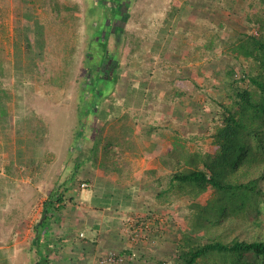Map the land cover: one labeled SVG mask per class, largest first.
I'll use <instances>...</instances> for the list:
<instances>
[{
	"label": "crops",
	"instance_id": "1",
	"mask_svg": "<svg viewBox=\"0 0 264 264\" xmlns=\"http://www.w3.org/2000/svg\"><path fill=\"white\" fill-rule=\"evenodd\" d=\"M203 1L172 2L173 6L163 11L155 23L149 18L156 11L149 5L142 8L148 22V30L143 31L147 33V46L142 53L128 52L125 56L126 61L135 56L134 65L127 66V63L116 69L113 110L106 109L116 112L110 122L113 123L111 166L104 167L102 150L97 151L94 159L95 133L87 154H82L89 141L85 133L71 140L77 142L75 150L81 154L80 158L76 154V163L64 171L63 167L58 168L60 171L54 170L55 159L41 164V151L35 143H30L29 148L17 147L14 156H3L0 164V264H94L110 251L137 254L138 259L133 264H147L146 258L150 261L148 264L158 263L161 243L157 237L161 226H165L164 218H173L174 231L176 222L180 225L176 210L181 199L174 197L167 203L162 202L163 189L175 172L174 157L179 144L185 141L189 151L199 145L203 146V151L212 149L208 148L211 141L208 129L212 130L214 123L209 118L199 122L206 116L203 111H212L207 96H199L208 92L210 79L206 69H201L208 58L207 54L205 57L193 54L190 48L197 43L214 42L213 30L224 27L223 17L229 18V7L223 6L226 0H222L223 3L211 0L202 9ZM199 12H206L209 19L197 18L195 14ZM214 15L217 16L214 18ZM221 18V21L215 20ZM199 70L204 77L198 74ZM135 95L140 101H131ZM97 111L89 115L88 123L91 118L93 127L99 125L98 131L103 132L102 127L109 123L101 120L100 110ZM198 111L200 117L196 114ZM118 113L129 117L121 125ZM41 139L32 136L33 141ZM48 157L53 158L52 154ZM87 167L94 175L77 182L76 178ZM57 186H61L59 192L65 189L62 201L52 200L47 215L42 216L43 202ZM168 227L162 232L164 240L172 233V228Z\"/></svg>",
	"mask_w": 264,
	"mask_h": 264
},
{
	"label": "rangeland",
	"instance_id": "2",
	"mask_svg": "<svg viewBox=\"0 0 264 264\" xmlns=\"http://www.w3.org/2000/svg\"><path fill=\"white\" fill-rule=\"evenodd\" d=\"M182 1L119 0V2L114 3L113 0H0V62L3 71L0 81L2 87L10 94L8 102L9 127L5 131H0V164L3 162L2 159L5 154L11 157L14 156L13 152L17 147L23 148L18 143L27 140L28 136L29 142L26 141L23 145L28 148L30 142L32 145L37 144L41 151V158H39L41 164L52 163L55 159L54 170L60 171L58 168L63 167L64 171L69 165L76 163L75 155L78 154L80 158L81 154L75 150L77 142L73 143L71 140L74 137L77 138L79 134L85 133L87 140L89 137V141L85 143L84 149L80 150L83 151L82 154H87L86 150L87 152L90 150L92 145L90 140L95 133L97 143L95 145L96 153H93L94 159L97 151L102 150L104 167L111 166L113 154L110 153L112 149L110 147L113 144L111 142L113 140V123L110 122L113 121V115L116 112L106 109L109 107L113 110V89L104 96L105 90H102L101 95L92 97L91 88L95 86L100 89L98 84L100 80L95 78L96 73L94 71L97 70L95 68L99 66V60L104 64L108 60L115 61L117 69L120 66L125 67L127 63V66L134 65L135 56H130L128 61H126L125 56L133 52L142 53L147 46L145 38L147 33L143 31L148 30V22L142 8L149 5L156 11L149 18L155 23L158 21V16L162 17L163 11L167 10L169 6H173L172 2L181 4ZM217 1L220 2L221 0ZM249 1H238L233 16H229L228 19L223 17L224 26L227 28L223 31L217 30L222 34V39L228 37L226 32L229 28L233 30L244 29L242 18L244 14L248 13L252 16L255 11L257 15L260 14L258 7L248 8ZM120 2L126 3L127 19L121 32H113V25L116 21L114 12L117 11L114 7ZM120 8L121 6L118 7L117 11L119 14L122 13ZM25 15L30 16V20H27ZM216 16L214 15V18ZM215 20L221 21L222 18ZM182 24L184 25V23ZM37 28L42 32L43 49L40 52L35 45V40L38 38ZM251 29V33L257 36L256 27H251ZM25 36L28 38V45L24 41ZM184 38L189 40L186 36ZM195 48L196 45L191 46V51ZM220 50L219 44H215L214 60H207V67H205V62L201 64L202 69H206L208 76L211 75L212 71L220 69L221 72L224 67L226 58L219 55ZM222 50H225V45ZM41 52L42 56H40ZM86 57H90V59ZM137 63L140 65L142 62ZM221 78L220 75H213V80H209L206 88L210 92L213 102L218 99L222 101L221 104H227L228 97L227 93L223 92L224 86ZM88 83H91L92 87L88 88ZM210 83L214 84L213 88H211ZM237 86L246 87L243 83H238ZM154 94L152 92L153 96ZM199 96L203 98L205 93H200ZM137 97L139 96H133L131 101H140ZM91 102L96 104L98 111L100 110V119L108 120L109 125L105 124L102 127L103 132L98 131L97 126L99 125L93 127L91 118H89L91 121L88 123L90 114L86 109ZM101 107L103 109H100ZM147 110L149 111V109ZM152 111L153 109L150 113ZM200 111L196 113L199 117ZM203 112L206 116H202L199 122L208 121V118L212 119L214 126L212 130L208 129V132L213 134L214 127H216V114L210 110ZM117 116H119L120 125L125 118H129L124 113H118ZM156 117L154 118L156 119ZM127 126L129 125L127 124ZM34 129L38 130L36 132L37 137L42 138L41 140L33 141L31 139L30 132ZM79 142L81 143V139ZM198 147L204 150L202 145ZM51 154L53 158L48 157ZM90 154L92 157L93 154ZM79 158L77 159L79 160ZM83 171L76 178L77 182L82 177L94 175L92 169L90 170L88 167ZM258 189L261 191L260 202L262 204L256 212L249 206H245L242 211L235 213L226 210L224 214H215L211 207L206 212V218L212 224L207 229L203 228L197 233V237L201 238L199 243L206 244L209 237H217L223 242L238 239L264 243V179L259 181ZM192 196L193 194L190 193L182 195V220L179 222L180 224L182 222L184 230H190L188 233L195 237L194 229L189 222L196 210L190 208L189 205L199 204V206L207 205L209 207L215 199H213V194L211 195L210 191L196 200ZM166 217L163 224L170 228L171 222L169 219L166 221ZM178 226L176 222L175 231L171 229L172 233L169 235L171 241L174 232L176 242L179 241ZM168 243L171 246L170 242ZM181 247L183 250L186 248L180 243V249ZM166 253L169 252L162 251L161 259L157 264H183V261L179 260H165ZM169 256L173 257V253L171 252ZM202 261L208 264H230L231 259L228 256L210 253ZM234 264H264V259L253 258L251 254L247 253Z\"/></svg>",
	"mask_w": 264,
	"mask_h": 264
},
{
	"label": "trees",
	"instance_id": "3",
	"mask_svg": "<svg viewBox=\"0 0 264 264\" xmlns=\"http://www.w3.org/2000/svg\"><path fill=\"white\" fill-rule=\"evenodd\" d=\"M207 1L209 0L202 2V9H204V4ZM239 1L242 2V0ZM221 2L223 3L222 0ZM237 2V0H226V5L223 3V6L229 7L227 8L228 16H233ZM119 6H121L120 12L122 11V13H117V10L116 15H118V20L124 25L127 13L121 4L117 8ZM197 7L199 6L197 5ZM254 7H258L260 14L257 15L256 11L252 16L248 15V13L244 14L242 16L244 29L233 30L229 28L226 32L228 37L222 39L221 33L217 32L220 29L215 27L213 30L214 42L197 43L196 48L192 50L193 54H198L202 57L207 54V58L210 61V59L214 60V45L219 44L221 47L220 55L225 57L226 61L221 72L220 69L212 71L209 79L210 81L213 80V75L222 76L223 92L227 93L228 102L227 104H221L222 101L218 99L213 102L210 92L208 94L205 93L208 105L211 106L213 113L216 114V127H214V133L211 134V146L208 143V148L212 149L203 151L197 146L193 151H189L186 148L185 141H183L184 144H179V151L174 157L176 170L174 169L175 172L170 180L167 181L165 189H163L164 201L162 202L167 203L169 200H173L174 197H176V200L180 198L182 201V195L187 193L193 194L192 198L196 200L201 195L208 194L209 191L211 195L213 194L215 201L209 207L207 205L199 206V204L189 205L190 208L196 210V213L192 215V220L189 222L192 225V229H194L195 237L188 233L190 230H184L181 222L177 229L180 236L179 241L176 242L175 235L172 236V241L169 238L164 240L162 232L165 226H161L157 237V241L161 243L158 247L160 259L164 250L169 252L166 253L165 260H179L183 261V264H208L202 260L210 253L228 256L231 259L229 261L230 264H234L247 253L251 254L253 258L264 259L263 242H247L238 239L223 242L217 237H209L206 240V244H200L201 238L197 237L198 232L202 231L203 228L207 229L212 224L206 218V212L211 207L214 209L215 214H224L226 210L230 213L242 211L245 206H249L256 212L260 204H262L260 202L261 191L258 189V183L261 179H264V0H250L248 8L254 9ZM209 13L213 14V11ZM195 15L197 18H208L206 12H199ZM25 17L30 20V16L25 15ZM251 27H256L257 36L251 33ZM226 28L227 26H224L221 30L223 31ZM40 31L37 28L38 38L35 40V45L39 52L43 49L42 32ZM216 39L217 41L215 42ZM24 41L28 45L27 36H25ZM224 45L225 50H222ZM40 56H42V52ZM86 58L90 59V57ZM204 62L205 67H207V60H204ZM98 64L97 70L103 69V76L100 77L98 73L95 76L97 80H100V83H98L100 89L95 86L92 87L91 83L87 84L88 88L92 87V97L101 95L103 93L102 90H105L103 96L111 92L117 80L116 63L108 60L104 64L99 60ZM1 68L0 62V79L3 73ZM198 74L204 77V73L200 72V70ZM238 83H243L246 87L240 88V86H237ZM211 88L213 87L211 86ZM46 91L49 92L48 89ZM9 99L10 94L2 87L0 81V131H5L9 127ZM95 106L94 102H91L89 107L87 106L86 110L90 115L96 113ZM83 116H85L84 113ZM36 132L38 130H31V139L32 136L34 138L37 137ZM20 133H22L21 130ZM189 136L193 138L192 134H189ZM26 141L29 142L28 136L27 140L18 144L25 148L23 144ZM170 159L173 160V158ZM60 187L57 186L49 194L47 200L43 202L42 216L47 215L48 209L52 205V200L56 203H61V197L65 189L59 192ZM181 205L176 210V217L180 221L182 220ZM169 222L174 226L172 217ZM171 225L170 227L173 229ZM168 242H170L172 249H170L171 246L168 245ZM180 243L186 247L185 250L182 247L180 249ZM171 252L173 257L169 256ZM128 254L131 253L128 252ZM144 257L146 256L144 255ZM136 259H138L137 254H134L131 263L133 264ZM146 263H149L147 258Z\"/></svg>",
	"mask_w": 264,
	"mask_h": 264
},
{
	"label": "built area",
	"instance_id": "4",
	"mask_svg": "<svg viewBox=\"0 0 264 264\" xmlns=\"http://www.w3.org/2000/svg\"><path fill=\"white\" fill-rule=\"evenodd\" d=\"M85 187V185H82ZM134 254L127 256L118 252L110 251L96 259L94 264H131Z\"/></svg>",
	"mask_w": 264,
	"mask_h": 264
},
{
	"label": "flooded vegetation",
	"instance_id": "5",
	"mask_svg": "<svg viewBox=\"0 0 264 264\" xmlns=\"http://www.w3.org/2000/svg\"><path fill=\"white\" fill-rule=\"evenodd\" d=\"M113 1H115L114 3H117V2H119V0H113ZM122 5L123 7V9H124V11L125 10H127V8H126V3H124V4H122L121 2L119 3V4H117L114 8L116 9V10H118V8H117V6L118 5ZM126 13H127V11H126ZM114 16H115V19H116V21H115V24L113 25V27H114V29L112 30L113 32L115 31V32H121L122 30H123V26L124 25H122V22H120L119 20H118V15H116V12H114ZM121 20V19H120ZM108 62V61H107ZM113 63H115V61H113ZM113 65V64H112ZM98 67H96L95 69H97ZM102 70L103 69H99V70H96V71H94L96 74L98 73V75L101 77V76H103V73H102ZM101 72V73H100ZM97 79V78H96Z\"/></svg>",
	"mask_w": 264,
	"mask_h": 264
},
{
	"label": "clouds",
	"instance_id": "6",
	"mask_svg": "<svg viewBox=\"0 0 264 264\" xmlns=\"http://www.w3.org/2000/svg\"><path fill=\"white\" fill-rule=\"evenodd\" d=\"M118 253H119V252H118ZM121 254H123V253H121ZM131 254H132V252H131ZM131 254L128 255V253H126L127 256H130Z\"/></svg>",
	"mask_w": 264,
	"mask_h": 264
},
{
	"label": "water",
	"instance_id": "7",
	"mask_svg": "<svg viewBox=\"0 0 264 264\" xmlns=\"http://www.w3.org/2000/svg\"><path fill=\"white\" fill-rule=\"evenodd\" d=\"M44 218V217H43Z\"/></svg>",
	"mask_w": 264,
	"mask_h": 264
}]
</instances>
